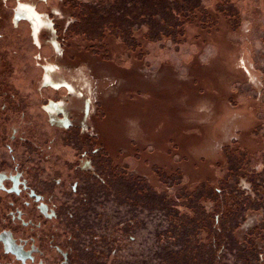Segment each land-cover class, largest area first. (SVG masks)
Here are the masks:
<instances>
[{"label": "flooded vegetation", "instance_id": "obj_1", "mask_svg": "<svg viewBox=\"0 0 264 264\" xmlns=\"http://www.w3.org/2000/svg\"><path fill=\"white\" fill-rule=\"evenodd\" d=\"M134 1L142 0H0V264H113L122 258L123 227L130 230V219L122 220L123 206L130 208L122 188L125 142L108 135L122 127L120 114L113 103L103 105L87 72L96 70L91 56L99 48L102 61L120 71L125 60L114 50L128 47L130 38V9L123 10V2ZM145 1L176 4L148 14L155 21L146 28L154 31L158 23V38L165 40L181 41L190 30L209 37L213 19L235 21L241 12L235 0ZM208 39L196 40L202 50ZM239 146L226 148V167L230 155L243 158L237 177L206 183L211 194L205 199L212 213L217 210L214 218L207 212L208 219L216 228L254 203L262 220L243 241L263 264L264 168L252 169L250 157L257 153ZM246 177L255 195L241 188ZM219 233H202L204 245L223 247L228 237Z\"/></svg>", "mask_w": 264, "mask_h": 264}, {"label": "water", "instance_id": "obj_2", "mask_svg": "<svg viewBox=\"0 0 264 264\" xmlns=\"http://www.w3.org/2000/svg\"><path fill=\"white\" fill-rule=\"evenodd\" d=\"M238 9V20L213 19L209 37L190 30L181 41L127 40L128 47L114 50L125 60L120 71L102 61L104 48L95 55L91 49L97 67L87 72L91 88L120 114L122 127L108 135L125 142L122 188L130 208L123 206L122 220L130 219V230L123 227L122 258L113 264H260L243 241L262 220L254 203L213 228L207 214L213 203L205 199L213 177H237L243 158L230 155L226 167V148L240 144L259 152L249 164L264 168V0ZM198 38H209L208 47L202 50ZM248 178L240 186L255 195ZM219 232L228 237L223 247L204 245L202 233Z\"/></svg>", "mask_w": 264, "mask_h": 264}, {"label": "rangeland", "instance_id": "obj_3", "mask_svg": "<svg viewBox=\"0 0 264 264\" xmlns=\"http://www.w3.org/2000/svg\"><path fill=\"white\" fill-rule=\"evenodd\" d=\"M235 1H236V4H237V8H240V7L255 3L257 1H260V0H235ZM216 2L217 1L214 0L213 3H216ZM160 3L161 2H155L154 5H153V8H152V7H149L147 5V2L144 3L143 0L139 1V2H137V1H134V2H123V10L126 9V8L130 9V38H128L127 40L129 41V43L131 45H134V44L149 40L151 38L157 37V36H159L157 33L159 31H163V28L160 27L158 23L154 27V29H156L157 31L156 30L151 31V30H149V28H146V24L153 25L154 21H155L154 19H152L153 17H150L148 15L151 12V10H150L151 8L155 12H157V10L159 9L158 13H160L161 6H168L170 8L176 7L175 3L162 2L165 5H160ZM205 4H207V2ZM190 5H191V3H190ZM129 6H130V8H129ZM146 6H147V9H146ZM148 8H150V9H148ZM140 9H141V11H140ZM145 9L148 11V13L145 12ZM177 9L181 10V8H177ZM133 13H137L138 16L133 17L132 16ZM161 17H162V19H164V17H167V14L161 15ZM157 19L159 20L160 18H157ZM124 23H126V22L123 21V24ZM174 24H177V23L175 22ZM174 28H175V26H174ZM134 31H135V33H133Z\"/></svg>", "mask_w": 264, "mask_h": 264}, {"label": "trees", "instance_id": "obj_4", "mask_svg": "<svg viewBox=\"0 0 264 264\" xmlns=\"http://www.w3.org/2000/svg\"><path fill=\"white\" fill-rule=\"evenodd\" d=\"M147 2V5L149 6V7H152L153 8V5H154V3L155 2H153V1H145L144 3H146ZM167 3V2H166ZM160 5H165L164 3H160ZM159 5V6H160ZM141 7V6H140ZM152 8L150 9V8H148V9H150L151 10V12L149 13V14H153L155 11H153L152 10ZM146 9H147V6H146ZM145 9V12L146 13H148V11ZM167 9H169V7L168 6H161V10H164L166 13L168 12V10ZM140 11H141V9H140Z\"/></svg>", "mask_w": 264, "mask_h": 264}]
</instances>
